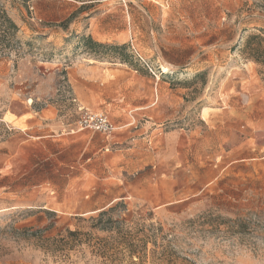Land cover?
<instances>
[{"label": "rangeland", "instance_id": "rangeland-1", "mask_svg": "<svg viewBox=\"0 0 264 264\" xmlns=\"http://www.w3.org/2000/svg\"><path fill=\"white\" fill-rule=\"evenodd\" d=\"M82 58L136 124L79 127ZM0 264H264V0H0Z\"/></svg>", "mask_w": 264, "mask_h": 264}, {"label": "crops", "instance_id": "crops-1", "mask_svg": "<svg viewBox=\"0 0 264 264\" xmlns=\"http://www.w3.org/2000/svg\"><path fill=\"white\" fill-rule=\"evenodd\" d=\"M74 75V94L77 100L84 103L79 97L89 94L90 103L96 101L102 105L100 106L102 109L113 115L112 120L106 114L116 130L133 126L152 106L147 101V90L141 85L145 81L144 78L136 71L125 67L121 62L107 58H82L76 64ZM31 103L30 130H34L33 116L38 114L45 124L44 119L46 120L49 118L48 116L52 115V109L44 108L35 112L31 108ZM46 125L49 126L50 123ZM115 138L122 141L125 138V133Z\"/></svg>", "mask_w": 264, "mask_h": 264}, {"label": "built area", "instance_id": "built-area-1", "mask_svg": "<svg viewBox=\"0 0 264 264\" xmlns=\"http://www.w3.org/2000/svg\"><path fill=\"white\" fill-rule=\"evenodd\" d=\"M78 125L81 129L97 132L109 137L116 127L103 112H93L87 109L79 110Z\"/></svg>", "mask_w": 264, "mask_h": 264}, {"label": "trees", "instance_id": "trees-1", "mask_svg": "<svg viewBox=\"0 0 264 264\" xmlns=\"http://www.w3.org/2000/svg\"><path fill=\"white\" fill-rule=\"evenodd\" d=\"M86 42L87 43H89L90 44V46H92V47H103V45H101V44H99V43H95L94 41H92V39L91 38H88L87 40H86Z\"/></svg>", "mask_w": 264, "mask_h": 264}]
</instances>
